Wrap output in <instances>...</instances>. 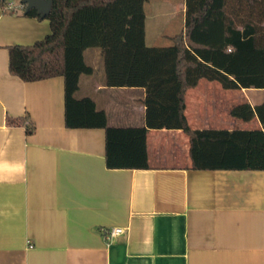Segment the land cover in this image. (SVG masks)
<instances>
[{"label": "crops", "instance_id": "0c3cea01", "mask_svg": "<svg viewBox=\"0 0 264 264\" xmlns=\"http://www.w3.org/2000/svg\"><path fill=\"white\" fill-rule=\"evenodd\" d=\"M168 1L144 4L145 30L151 5L154 30L179 12L182 31L185 0ZM49 34L47 20L0 7V264H264V172L193 170L187 135L164 129L147 130V169H108L105 129L65 126L63 77L23 82L9 72L10 46ZM75 97L90 98L107 127H145L144 89L106 87L104 68L81 75ZM263 100L262 89L200 80L184 114L193 130H255L257 118L229 111ZM111 228L125 232L108 240Z\"/></svg>", "mask_w": 264, "mask_h": 264}, {"label": "trees", "instance_id": "16d2710c", "mask_svg": "<svg viewBox=\"0 0 264 264\" xmlns=\"http://www.w3.org/2000/svg\"><path fill=\"white\" fill-rule=\"evenodd\" d=\"M0 0L4 12L49 22L50 34L31 46L8 48V69L23 82L63 77L65 126L103 128L108 169H147V130H181L189 140L193 170L264 172V100L230 108L235 120L257 118L255 130H193L185 118V95L200 80L224 90H264V0H185L182 31L169 47L145 44L148 0H52L43 17ZM99 49L108 88L144 89L145 127L110 128L90 98L76 99L78 80L90 75L83 54ZM24 121L11 124L23 125ZM25 131L34 127L27 120Z\"/></svg>", "mask_w": 264, "mask_h": 264}, {"label": "rangeland", "instance_id": "374dc122", "mask_svg": "<svg viewBox=\"0 0 264 264\" xmlns=\"http://www.w3.org/2000/svg\"><path fill=\"white\" fill-rule=\"evenodd\" d=\"M160 2L163 0H152V2ZM176 4L180 2V0H170ZM168 1V2H170ZM171 3V2H170ZM11 6L17 7L18 1H10ZM151 5L145 7V11L147 14V25H146V46L148 47H169L171 46V40L169 39L173 35L177 34L179 32V24L181 19V14L177 12L173 19L174 21L167 25L168 28L159 31L154 30V26L161 27L158 18H154L155 16L150 14ZM161 19V18H159ZM158 21V22H157ZM85 62L87 65L91 66L94 69L95 78H98L99 75L103 72V63H102V57L100 54L99 49L93 48L89 49L85 55Z\"/></svg>", "mask_w": 264, "mask_h": 264}, {"label": "water", "instance_id": "95a60500", "mask_svg": "<svg viewBox=\"0 0 264 264\" xmlns=\"http://www.w3.org/2000/svg\"><path fill=\"white\" fill-rule=\"evenodd\" d=\"M25 11L35 9L41 17L47 15L51 9L52 0H19Z\"/></svg>", "mask_w": 264, "mask_h": 264}, {"label": "built area", "instance_id": "2783aa9c", "mask_svg": "<svg viewBox=\"0 0 264 264\" xmlns=\"http://www.w3.org/2000/svg\"><path fill=\"white\" fill-rule=\"evenodd\" d=\"M22 6L21 5H18V8H21ZM13 6H11V4L9 3L7 9L8 10H12ZM125 232V230H123L122 228H111L108 232V235H107V239L108 240H114L115 238L123 235Z\"/></svg>", "mask_w": 264, "mask_h": 264}]
</instances>
